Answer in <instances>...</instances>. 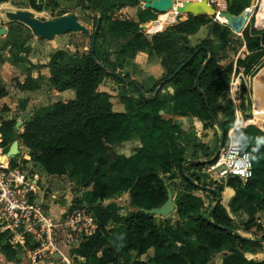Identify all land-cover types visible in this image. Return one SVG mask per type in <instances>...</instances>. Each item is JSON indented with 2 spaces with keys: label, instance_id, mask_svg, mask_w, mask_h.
<instances>
[{
  "label": "trees",
  "instance_id": "obj_1",
  "mask_svg": "<svg viewBox=\"0 0 264 264\" xmlns=\"http://www.w3.org/2000/svg\"><path fill=\"white\" fill-rule=\"evenodd\" d=\"M139 1L134 0V4L138 5ZM29 3L37 8L35 0ZM82 3L88 9L93 5L92 10L102 14L94 49L91 44L88 51L72 54L67 61L64 59L66 53L58 50L47 64L51 68L52 84L60 90L74 89L76 97L38 110L21 133L28 148L40 151L33 160L45 172L63 175L70 170L75 182L91 184L85 195L93 205L99 229L75 252L84 257V264H130L132 252L143 255L151 248L154 249L153 264H208L213 254L228 250L220 264H264V259L256 260L246 255L250 249L262 247L264 236L242 235L227 207L222 201L218 202L217 191L222 193L223 189L211 190L192 172L216 160L187 157L188 145L182 140L181 128L161 114L171 106L174 114L199 118L205 128L219 124L220 98L229 88L234 64L221 69L217 59L229 58L227 51L237 48V40L219 23L213 24L211 30L220 41L218 48L211 37L191 47L179 43L173 36L172 31L186 36L197 34L209 22L205 15L190 17L172 26L171 32L152 36L141 32V24L134 19H116L111 22L112 28L130 35V39L113 61L104 49L102 25L110 9H104L99 0H82ZM243 7L242 0L232 1L231 9L235 13ZM94 33L95 30L92 37ZM245 41L250 50L260 46L259 36L246 34ZM143 47L163 55L161 65L167 73L155 84L161 88L152 95L143 96L142 85L125 77L139 98L127 106L126 112L113 111L110 103L101 102L103 93L98 90L99 85L105 76L124 81L121 77L124 61L132 56L127 54L128 49L136 53ZM210 54L212 57L206 63ZM183 63L185 65L178 70ZM171 86L173 92H162ZM4 94L5 90L0 87V95ZM234 121L233 111L228 114V120L219 124L226 133L225 139ZM15 124V120H6L0 125L6 143L8 137L13 139ZM235 136L241 148L251 153L254 174L244 184L240 178L230 177L227 185L235 190L232 208L248 214L245 225L248 231L257 220V214L264 210V130L255 124L237 126ZM135 137L141 141L137 152L130 155L115 152V145ZM176 169L187 186L184 193L177 195L175 216L158 222L154 214H147L141 208L161 206L167 200L166 175ZM194 190L215 193L217 204L206 206ZM120 192H129L131 197L132 209L125 214L116 202L96 204ZM176 216H179L177 220ZM111 223L114 226L108 229ZM192 238L197 243L192 242ZM0 248L8 256L15 254L3 242Z\"/></svg>",
  "mask_w": 264,
  "mask_h": 264
},
{
  "label": "rangeland",
  "instance_id": "obj_2",
  "mask_svg": "<svg viewBox=\"0 0 264 264\" xmlns=\"http://www.w3.org/2000/svg\"><path fill=\"white\" fill-rule=\"evenodd\" d=\"M9 2L5 5L2 14V20H0V25L5 26L10 21H23L19 16L21 13L29 14L31 17H35L41 20H57L59 18H71L74 14L75 19L83 24L86 27L85 31L72 30L64 33L54 34L52 37H55L57 40L56 48L62 47L65 54V61L68 60L69 56L75 53H82L88 51L92 44V34L96 28V22L101 12L94 11L92 9L84 8L82 0H35L34 8L30 5L29 0H8ZM104 9L109 8L110 11L107 13L106 17L103 19L102 25H104L105 32V41L104 49L107 53L110 54V57L113 61H116L118 58L117 53L122 49L123 46H126V43L130 39V35H123L115 31L111 22L116 19L130 18L138 21L141 25L146 24L148 28L146 30L140 29L141 32L145 33L147 36H152L161 32H171L170 28L180 22L188 20L190 17L196 15H205L209 22L202 26L200 31L197 34L192 35H181L175 33L173 36L177 38L179 43L186 44L188 46H196L203 42L204 38H213L214 45L216 48L220 44V41L217 36L212 35L213 24L219 23L221 26L229 29L232 37L237 40V48H230L227 51L229 58L225 59L219 57L217 59V65L219 68L224 69L230 63L234 64V71L231 74V81L229 84L228 90L221 96L220 105H219V122L222 124L228 120V114L230 112L235 113V121L232 127L227 130V138L222 142L221 139V128L219 124H215L211 127V132L205 133L201 130L200 138H207L208 143L202 144L197 135L194 126H189V131L185 130V134L182 135V140L185 144L188 145V157H197L199 160H212L217 159V151L220 148L222 143L226 145L230 138L229 134L235 136L234 128L236 126H247L248 124H255L257 126H263L264 121L261 124H256L252 122H247L249 119L253 118L254 109H255V77L258 75L260 70L264 68V28L257 27L256 25V14L261 6L263 0H242L244 4L243 10L235 13L230 7L229 0H226V6L219 8L216 4L211 6V9L205 10L204 8L199 12H178L177 21L170 22L165 20V13L158 12L156 10L146 8L142 4L141 0L139 4H134V0H99ZM3 5V6H4ZM88 6V3H87ZM225 7V8H224ZM1 8V7H0ZM14 10L15 13H5V11ZM40 9V10H38ZM177 11V9H171ZM169 11V10H168ZM235 16H239L247 12L246 23L240 30H234L233 27L225 22L220 20L221 13H228ZM167 13V12H166ZM240 20H244V17H241ZM26 23V22H25ZM2 28V27H1ZM200 34H204L202 37ZM250 34V36H259L260 37V46L255 47L253 50L248 49L245 41V35ZM220 50V49H218ZM141 51V52H139ZM57 52V51H55ZM144 54L143 60L134 61L136 55ZM150 53V55H149ZM128 55L131 57L125 59L124 66L122 68V76L129 79L135 80L141 84V89L147 95H152L158 88L155 87V84L158 80L153 78L151 68L161 64L163 55L157 54L155 51H150L148 48H141L136 53L132 52V49H128ZM155 69V68H154ZM159 70L160 69L159 67ZM163 73L161 78L164 77L167 73L166 69L163 68ZM156 80V81H155ZM103 94L100 96L101 102L110 103L111 109L117 112H126L127 106L131 104L132 101L138 100L139 94L134 90L128 82L116 80L112 76H105L98 88ZM173 92L174 88L171 86L168 89H163L162 92L166 91ZM27 119H23V125L20 127V132L25 129ZM190 120V119H189ZM191 123V121H189ZM234 130V133L232 132ZM236 137V136H235ZM7 140V143L13 142V139ZM5 139V138H4ZM5 143V144H7ZM141 146V141L138 137L131 139L123 144H118L114 146L116 153H124L126 155L133 154L137 152L138 148ZM23 152L29 153L26 149H22L19 156ZM194 154V156H192ZM210 155V156H209ZM18 156V157H19ZM200 156V158H199ZM206 156V157H205ZM209 156V157H207ZM216 156V157H215ZM18 157L16 159H18ZM33 157V156H32ZM209 158V159H207ZM34 161V160H33ZM30 163V161H24V163ZM214 163H208L202 169H193L192 172L199 177V181L205 183L208 187L211 188H222L223 192L226 191L227 181L221 182V178H218V169L213 168ZM35 172H39L43 175L50 187L46 188L45 197H50L52 193H61V191H68L72 188L73 185H77V188L72 191L73 195L80 198L84 196L86 198V191L91 189L90 185H81L72 178L71 171L67 170L63 175L51 176L45 174V171L42 170L38 164L35 167ZM168 186L172 190L174 195L175 202L177 201V195L184 193L187 183L180 177V172L176 169L173 173L167 174ZM73 180V181H72ZM72 181V182H71ZM71 182V183H70ZM197 182V181H196ZM246 182H243V184ZM194 193L199 194L206 204L210 206L216 203L217 197L215 193L210 191H201L194 190ZM225 194H227L225 192ZM228 196V195H225ZM235 196V194H234ZM234 196L222 198V203L227 207L231 217L234 219V223L238 231L245 236L251 238H261L264 236V210L257 214L258 218L255 223L252 225L251 229L246 231L245 225L248 220V214L241 210H234L231 206L232 199ZM58 197V196H57ZM87 199V198H86ZM66 201L65 198H62L57 202V206L64 204ZM110 202H116L119 206L122 207L121 212L126 213L132 209L131 197L129 192H120L115 194L112 198H107L104 201L96 203L97 205H106ZM88 205L93 207L92 204L87 200ZM176 220V219H175ZM114 224H109L108 229L112 228ZM192 242L197 243L196 239L192 238ZM3 240H0V243ZM16 252V251H15ZM73 254L71 258L72 264H82L84 257L80 256L77 252ZM229 253L228 250H222L213 254L211 261L208 264H220L223 257ZM6 254V253H5ZM16 254V253H15ZM13 255L16 260H25V257H22L21 254ZM154 255V249L151 248L146 254L138 255L136 252H132V259L130 264H153L151 258ZM248 258H254L256 260L264 259V241L262 242V247L257 249H250L246 252ZM85 260V259H84Z\"/></svg>",
  "mask_w": 264,
  "mask_h": 264
},
{
  "label": "built area",
  "instance_id": "obj_3",
  "mask_svg": "<svg viewBox=\"0 0 264 264\" xmlns=\"http://www.w3.org/2000/svg\"><path fill=\"white\" fill-rule=\"evenodd\" d=\"M204 1L210 7L213 4L222 9L226 6V0ZM180 3L181 0H174V7ZM229 138L213 168L218 169V178L238 177L247 182L254 174L251 153L241 148L235 136L229 134ZM5 143L4 134L0 132V236L3 244H8L16 251L15 255L21 254L31 264H72L75 250L99 229L87 199L83 195L76 197L71 189L45 197L46 188L50 186L43 175L34 171L37 164L33 157L26 152L19 156L21 150L27 148L22 137L15 156L8 155L11 143ZM62 198L66 199L65 203L57 206Z\"/></svg>",
  "mask_w": 264,
  "mask_h": 264
},
{
  "label": "crops",
  "instance_id": "obj_4",
  "mask_svg": "<svg viewBox=\"0 0 264 264\" xmlns=\"http://www.w3.org/2000/svg\"><path fill=\"white\" fill-rule=\"evenodd\" d=\"M1 2L6 4L9 1H0V10H3L5 5ZM5 13L13 14L15 11L12 9L7 12L5 11ZM2 14L3 12L0 11V20H2ZM1 27L4 31L0 34V87L5 90V94L0 95V125L2 121L6 120H15L17 122L21 118L23 112L26 113L25 120L27 117L31 118L38 110L46 108L53 103L59 101L68 102L75 99L76 91L74 89L69 88L60 90L51 82V68L47 66V64L55 51L64 49L62 47L56 48L57 40L55 37L37 35L33 27L22 21H10V23L5 26L0 25V28ZM27 48L28 50H26ZM139 52L134 59L136 62L138 60H143L141 58L145 57L143 56L144 54H140ZM159 67L162 70H159ZM154 68H151L152 74L154 73L153 78L156 80L161 79V75L164 71L163 66L159 64ZM161 114L164 118L170 119L177 124L181 128L182 135L185 134V130L189 131V126H194L196 131L195 135L196 137L198 135L200 139L198 141L202 144L208 143L207 138L209 137L201 139L200 134L201 130L205 133L211 132V127L205 128L203 122L199 118L174 114L171 106L162 111ZM189 121H191V123H189ZM259 128L264 130V123L263 126ZM22 132L23 130L21 133ZM26 150L30 152L32 156H36L40 153V151L28 147ZM41 169L44 170L43 168ZM45 174L49 177L58 176L47 172H45ZM226 188L222 198H232L235 194V190L229 186ZM225 192L227 194H225ZM79 261H82V264L85 262L84 259ZM0 264L31 263L26 259L16 260L15 257L8 256L0 248Z\"/></svg>",
  "mask_w": 264,
  "mask_h": 264
},
{
  "label": "water",
  "instance_id": "obj_5",
  "mask_svg": "<svg viewBox=\"0 0 264 264\" xmlns=\"http://www.w3.org/2000/svg\"><path fill=\"white\" fill-rule=\"evenodd\" d=\"M232 1L233 0H229V4L230 7L232 6ZM142 4H144V6L146 8H151L153 10H156L158 12H162V13H166L168 10L172 9L174 7V0H141ZM91 8L93 9V5H91ZM211 9L210 6H208V4L203 0V1H196V2H192V3H187L185 6V10L187 12H199L202 9ZM181 9V8H179ZM199 10V11H198ZM227 15H229L232 19L238 17L239 19L241 18L242 15H246L247 16V12L239 15V16H235L233 14H231L230 12L226 13ZM245 16V17H246ZM23 21L26 22V24H28L29 26L34 28V32L37 35H41V36H48V37H52L54 34L57 33H64L67 31H72V30H80V31H85L86 27L81 24L80 22H78L75 19V15L73 14L71 16V18H59L57 20H41L35 17H31L29 14H24L21 13L19 16ZM238 18H236L238 20ZM101 21H102V16H99V18L97 19L96 22V28H95V33L93 35V39H92V49H94V45H95V41H96V37H97V32L99 31V28L101 26ZM243 24L241 22V20H239V22L237 21L236 24H233V29L234 30H238L240 29V25ZM147 25H141V29L142 30H146L147 29ZM4 31L3 28H0V34H2ZM202 37H204V34H200ZM212 55L210 54L208 60L206 61V63L211 59ZM186 63V62H185ZM185 63H183L178 70H180ZM205 69V67H203V69L201 70V72H203ZM175 74H173L171 77H173ZM124 81H128L127 78L121 76ZM138 87H140L138 85ZM161 88V85L158 86L156 92H158ZM143 96H145V92H142ZM26 113L23 112L21 114V118L16 122L15 127H14V136H13V142L11 143V146L9 148L8 151V155L9 156H15L18 152H19V140L21 138V132H20V127L23 123V119L25 118ZM237 127V126H236ZM236 127L234 128V130L236 129ZM221 139L222 142L225 139L226 133L224 132V130H222L221 127ZM222 148V143L220 145V148L217 151L216 156L218 155L220 149ZM215 156V157H216ZM221 182H225L228 180V178H221L220 179ZM86 185H88V183H86ZM77 188V185L73 184L71 191H74ZM211 190H215L214 188H210ZM167 193H168V198L167 200L161 205V206H156L150 209H146V208H141L142 211H144L147 214H154L157 217V221H161L162 218L168 217V216H175L173 215L175 213V209H176V204H175V200H174V195L173 192L170 188L167 189ZM218 193V202L222 201V194L221 192L217 191ZM70 197V196H69ZM57 200V198H56ZM101 201V200H100ZM217 204V202L215 203V205ZM179 218V216H176V220Z\"/></svg>",
  "mask_w": 264,
  "mask_h": 264
},
{
  "label": "bare ground",
  "instance_id": "obj_6",
  "mask_svg": "<svg viewBox=\"0 0 264 264\" xmlns=\"http://www.w3.org/2000/svg\"><path fill=\"white\" fill-rule=\"evenodd\" d=\"M196 1L198 0H181L180 5H175L174 7V9H177V11L175 10L173 11L170 9L169 11H167V13H165L164 15L165 20L170 21V22L177 21V16L179 15L178 12L180 11L186 12V10L184 9L186 4L188 2L192 3ZM245 16L246 15L241 16V17H244V20H241L243 24L240 25V29L242 28V26H244V24L247 21ZM219 18L222 22H225L231 26H233V24H236L237 21L239 22L240 20L238 17H236L238 18V20L236 18L232 19L226 13H221ZM256 25L257 27L264 28V2L261 3V6L259 7L257 11ZM255 92H256L255 99H254L255 109H254L253 118L249 119L247 122L261 124L264 121V68H262L260 72L258 73V75L255 77Z\"/></svg>",
  "mask_w": 264,
  "mask_h": 264
}]
</instances>
